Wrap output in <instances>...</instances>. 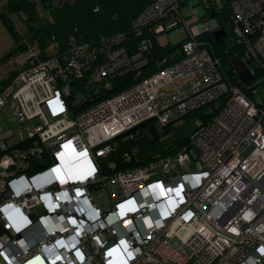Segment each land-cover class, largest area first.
Masks as SVG:
<instances>
[{"label": "built area", "instance_id": "1", "mask_svg": "<svg viewBox=\"0 0 264 264\" xmlns=\"http://www.w3.org/2000/svg\"><path fill=\"white\" fill-rule=\"evenodd\" d=\"M195 4L226 10L247 59L264 66V0H150L129 32L93 44L74 29L63 50L26 42L13 55L0 89L3 264H264V107L226 79L202 36L218 20ZM171 31L183 37L176 52L148 72ZM213 101L219 110L176 152L109 168L111 151L142 136L107 143L116 135L177 126Z\"/></svg>", "mask_w": 264, "mask_h": 264}, {"label": "trees", "instance_id": "2", "mask_svg": "<svg viewBox=\"0 0 264 264\" xmlns=\"http://www.w3.org/2000/svg\"><path fill=\"white\" fill-rule=\"evenodd\" d=\"M149 2L150 0H65L59 5H45V8L48 10L49 18L40 17L38 15V9L34 0H9L7 1L6 7L16 9L18 13L20 11L26 13L27 18L23 21L26 27V41L36 42L41 47L42 51H44L52 43L58 44L61 50L65 49L67 36L74 29L77 36L93 44L102 36L118 32H129L132 19L135 18ZM202 6L204 7V5ZM96 7L97 10H95ZM204 9L206 11L205 17L216 18L219 26H223L227 30V37H224L221 42H215L210 33L206 32L202 35L211 44L213 55L220 59L226 79L234 84L240 85L248 99L255 102L259 107H264V66L255 62H250L247 59L245 48L242 45L239 35H237L238 39H235L233 43L228 41V39L233 36L235 30L230 26L229 15L226 10H209L205 7ZM23 39L24 38L19 35V41L14 45L15 47L11 49L13 55L26 43ZM19 46L21 47L19 48ZM176 49L174 52H176ZM168 51V45L158 46L155 43V50L151 56L147 71L154 72L157 70V67L154 65L155 59L161 54L169 55L167 53ZM231 57L243 59L253 71V78L247 86L254 85L257 82H261V86L254 91L248 92L233 70L230 63ZM14 75L15 71H11L9 77L1 82L0 89L5 87ZM120 84L121 85L116 82L111 89L102 95L116 91L120 87L127 85L124 81H121ZM221 105V101H213L203 105L189 113L183 122L189 120L198 121L200 123L207 122L216 114ZM174 128V125H165L160 127V129H156L149 123L142 127V131L139 135H148L151 144L156 145L170 137ZM186 141L187 139L183 138L167 146L162 155L176 152ZM115 162L116 166L112 169L113 171L140 164L134 158L130 160L119 158L116 159Z\"/></svg>", "mask_w": 264, "mask_h": 264}, {"label": "water", "instance_id": "3", "mask_svg": "<svg viewBox=\"0 0 264 264\" xmlns=\"http://www.w3.org/2000/svg\"><path fill=\"white\" fill-rule=\"evenodd\" d=\"M43 4L47 5L48 0H43ZM0 17L2 19L3 24L5 25L7 31L12 34L13 36H16V31L14 30V26L11 22L7 20L5 15L3 13L0 14ZM209 33L212 35L215 42H221L224 37L227 35V30L225 27L221 26L216 29H213L210 25H208ZM21 46H19L20 48ZM178 47V45L172 46L169 51L175 50ZM17 50V49H15ZM12 55V52H9L5 54L1 59L0 62H4L5 60L9 59ZM230 63L233 67L234 72L238 76L239 81L242 83L243 86L246 87V90L248 92L254 91L256 88L261 86V82H257L254 85L247 86V84L251 81L253 78V73L249 66L246 64V62L243 59L237 58V57H231ZM145 124V122H142L133 128L124 131L121 133V135H124L128 132H131L132 130L142 126ZM198 127V123L194 120L185 121L173 129L172 135L168 137L167 139L161 141L160 143L156 145L151 144L150 137L148 135H142L133 141L120 146L116 148L115 150L111 151L109 154L108 159L114 160L117 158L123 157L131 148L136 147L137 152L135 154L136 161L138 163L146 160L151 159L159 154H162L165 151V148L173 143H176L177 141L188 138ZM120 135V136H121ZM252 146H250L247 150H252ZM198 153V152H197ZM3 232V229L0 225V233Z\"/></svg>", "mask_w": 264, "mask_h": 264}, {"label": "rangeland", "instance_id": "4", "mask_svg": "<svg viewBox=\"0 0 264 264\" xmlns=\"http://www.w3.org/2000/svg\"><path fill=\"white\" fill-rule=\"evenodd\" d=\"M7 1L9 0H0V14L3 13L5 14V16H7L9 19H11L12 22H14L15 28L18 31L19 35L22 36L24 39V42H27L26 40V27L24 26L23 21L27 18V15L25 12H17L16 9H10L8 7H6ZM36 3V7L38 9V15L40 17H47L49 18V14H48V10L42 8L40 0H34ZM65 0H53V5H59L61 3H63ZM71 1V0H69ZM195 8L198 12L199 18H203L205 17L206 11L204 9V7L201 4H195ZM206 18H210V17H206ZM198 20L197 17H189L188 21L190 24H194L196 21ZM209 20V19H208ZM237 35H239L238 30H235V32H233V36L230 37L228 39V41H230L231 43H233L235 41V39H238ZM168 37L165 38L164 36L160 35L157 37L156 40V44L158 46H165V45H171L175 46V45H179V43L181 42V40L183 39L182 35L180 33H178L177 31H171L168 33L167 35ZM22 41V40H21ZM29 43V42H27ZM13 46V47H12ZM50 46V45H49ZM48 46V47H49ZM14 48L15 46L13 45V39L11 37V34L7 31V29L5 28V26L2 24L1 20H0V57L2 58L4 53H8L9 51H11L12 48ZM47 47V48H48ZM56 45L53 44L50 48V52L53 53L55 52L56 49ZM14 70L13 67V63H12V59L9 58L7 60H5L4 62H0V84L3 80L7 79L11 73V71ZM4 111L6 114H9L10 109L9 107H5ZM209 111V110H207ZM183 122V121H182ZM126 138H128V136H123L122 139L125 140ZM167 139V138H166ZM127 160H130V156H128L126 158ZM109 168L113 169L116 166V162L115 161H110L108 163ZM177 169L179 171H191L194 169L193 166L191 167H184L181 164H178ZM37 212H41V208H36ZM1 258H0V264H1ZM3 264V263H2Z\"/></svg>", "mask_w": 264, "mask_h": 264}, {"label": "flooded vegetation", "instance_id": "5", "mask_svg": "<svg viewBox=\"0 0 264 264\" xmlns=\"http://www.w3.org/2000/svg\"><path fill=\"white\" fill-rule=\"evenodd\" d=\"M40 3H41V6H42V8H45V5L43 4V0H40ZM53 0H48V5H53ZM46 9V8H45ZM21 12V11H20ZM5 15V14H4ZM6 17V16H5ZM7 18V20L9 21V22H11L12 24H13V26H14V30L16 31V36H13L12 34H11V37H12V39H13V45H15L18 41H19V33H18V31L16 30V28H15V25H14V22H12L11 21V19H9L8 17H6ZM0 20H1V22H2V19H1V17H0ZM2 24H3V22H2ZM4 25V24H3ZM5 26V25H4ZM6 28V27H5ZM227 37V36H226ZM13 47V46H12ZM11 47V48H12ZM9 52H12V55H11V59H12V57H13V51H9ZM8 52V53H9ZM7 54V53H6ZM4 55H5V53H4ZM3 55V56H4ZM0 59H1V57H0ZM142 131V128L141 127H139V128H137V129H135V130H133V131H131L130 132V134H132V135H137V134H139L140 132Z\"/></svg>", "mask_w": 264, "mask_h": 264}, {"label": "bare ground", "instance_id": "6", "mask_svg": "<svg viewBox=\"0 0 264 264\" xmlns=\"http://www.w3.org/2000/svg\"><path fill=\"white\" fill-rule=\"evenodd\" d=\"M147 124H149V123H147V122H145V124H143L142 126H140L141 128L143 127V126H145V125H147ZM133 128V127H132ZM139 128V127H138ZM137 129V128H136ZM135 130V129H134ZM133 131V130H132ZM123 133V132H122ZM128 133H130V132H128ZM128 133H126V134H128ZM126 134H124V135H121V134H118V135H116L115 137H113L112 139H110L109 141H107V143H109V142H113L115 139H120V137H123V136H125ZM121 135V136H120ZM118 139V140H119Z\"/></svg>", "mask_w": 264, "mask_h": 264}]
</instances>
